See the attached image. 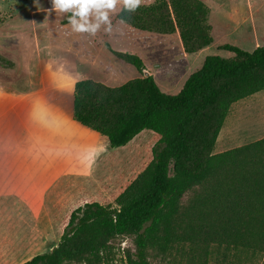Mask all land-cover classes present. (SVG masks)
Returning <instances> with one entry per match:
<instances>
[{"label": "rangeland", "instance_id": "obj_1", "mask_svg": "<svg viewBox=\"0 0 264 264\" xmlns=\"http://www.w3.org/2000/svg\"><path fill=\"white\" fill-rule=\"evenodd\" d=\"M195 1L206 9L211 42L192 52L180 28L153 30L146 16L150 7L162 6L172 23L180 22L171 0H142L133 13L118 11L111 32L101 27L95 36L74 32L68 14L51 11V0H0V264H23L51 251L72 213L90 203L115 206L152 160L153 132L111 148L105 136L73 117L78 83L93 85L80 97L85 103L112 116L127 109L126 88L138 80L151 76L162 92L177 94L206 57L230 58L226 45L249 52L264 45V0ZM129 55L141 66L123 59ZM263 139L261 91L231 106L212 155ZM228 178L217 174L186 194L172 224V250L160 254L149 247L150 263L264 264V257L233 262L230 251L202 257L203 249L215 250L199 232L205 219L200 202L209 203ZM134 238L118 237L99 264H127Z\"/></svg>", "mask_w": 264, "mask_h": 264}, {"label": "trees", "instance_id": "obj_2", "mask_svg": "<svg viewBox=\"0 0 264 264\" xmlns=\"http://www.w3.org/2000/svg\"><path fill=\"white\" fill-rule=\"evenodd\" d=\"M171 2L180 22L172 23L163 13L167 9L155 5L146 15L152 17L153 30L180 28L188 51L208 46L203 4ZM224 49L230 58L206 57L177 94L162 92L151 76L131 84L126 88L127 109L112 116L85 103L80 97L93 85L78 83L73 117L105 136L111 148L124 147L145 131L153 132L158 141L151 162L117 197L115 206L90 203L78 208L58 245L23 264H99L112 243L127 234L135 236V251L127 255V264H152L149 247L160 254L173 248L171 228L182 199L221 173L229 178L216 185L220 190L211 194L209 203L200 202L198 214L205 219L199 232L215 250L203 249L202 257L226 251L233 262L243 256L264 257V139L212 155L231 106L264 91V45L252 52L234 45ZM123 59L141 66L133 55Z\"/></svg>", "mask_w": 264, "mask_h": 264}, {"label": "clouds", "instance_id": "obj_3", "mask_svg": "<svg viewBox=\"0 0 264 264\" xmlns=\"http://www.w3.org/2000/svg\"><path fill=\"white\" fill-rule=\"evenodd\" d=\"M141 3L142 0H51V11L68 14V23L74 32L95 36L101 27L111 32L112 14L133 13Z\"/></svg>", "mask_w": 264, "mask_h": 264}]
</instances>
